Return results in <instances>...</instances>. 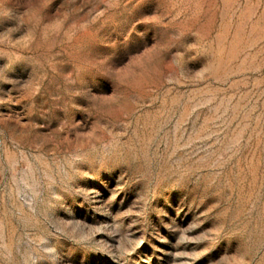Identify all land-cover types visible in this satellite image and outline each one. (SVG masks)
Listing matches in <instances>:
<instances>
[{"label": "rangeland", "instance_id": "rangeland-1", "mask_svg": "<svg viewBox=\"0 0 264 264\" xmlns=\"http://www.w3.org/2000/svg\"><path fill=\"white\" fill-rule=\"evenodd\" d=\"M0 264H264V0H0Z\"/></svg>", "mask_w": 264, "mask_h": 264}]
</instances>
